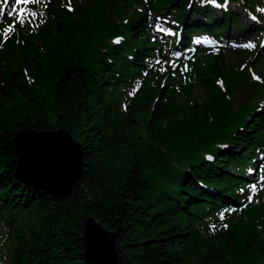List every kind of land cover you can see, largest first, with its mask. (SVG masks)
<instances>
[{
    "label": "trees",
    "instance_id": "obj_1",
    "mask_svg": "<svg viewBox=\"0 0 264 264\" xmlns=\"http://www.w3.org/2000/svg\"><path fill=\"white\" fill-rule=\"evenodd\" d=\"M243 2L264 20L262 0ZM200 6L75 0L69 11L52 1L34 33L8 39L0 50L4 264H83L90 215L114 231L118 264H264V103L255 101L264 96V64L258 53L239 51L248 56L244 67L258 66L262 75L241 80L233 69L242 60L203 50L204 57L190 58L200 48L193 32L225 27L229 37L233 21L235 30L244 26L231 7L196 19ZM157 21L182 26L174 48L175 36L151 31ZM176 51L190 53L193 66L184 82L175 80L180 88L172 75L165 79L179 68ZM230 76L248 91L238 108ZM138 79L141 88L130 95ZM27 128H62L79 142L82 176L68 194L16 177L14 137Z\"/></svg>",
    "mask_w": 264,
    "mask_h": 264
},
{
    "label": "water",
    "instance_id": "obj_2",
    "mask_svg": "<svg viewBox=\"0 0 264 264\" xmlns=\"http://www.w3.org/2000/svg\"><path fill=\"white\" fill-rule=\"evenodd\" d=\"M26 132H28L27 134L30 140L36 143V146L41 149L46 157H54L57 155L58 159L65 158V160H59L64 161L66 170L61 180L58 179V177H56L57 180L56 178L52 180V182H54L52 184L56 185H47L42 181L34 182L35 180L24 179L22 175L18 173V168L16 177L21 181H24L25 183L27 182L28 184H33L38 188H44L58 194H68L70 192L71 186L75 182L79 181L82 176V152L79 142L74 140L70 133L62 128H56L55 130L48 132H39L27 128L26 130L18 132L15 135L14 142L16 145V149V137L21 133ZM33 136L35 137L33 138ZM28 137L26 141L29 140ZM24 142L25 139L23 143ZM23 143L21 142V144H19L18 142L21 151L24 150ZM44 144H47L48 146H42ZM19 163L20 154L17 167H19ZM24 163L25 162H23L22 170L27 171L28 168L24 169ZM82 240L84 243V249L82 253L83 264H118V252L115 244V233L113 230H110L102 222H100L96 217L91 215L87 216L84 223Z\"/></svg>",
    "mask_w": 264,
    "mask_h": 264
},
{
    "label": "rangeland",
    "instance_id": "obj_3",
    "mask_svg": "<svg viewBox=\"0 0 264 264\" xmlns=\"http://www.w3.org/2000/svg\"><path fill=\"white\" fill-rule=\"evenodd\" d=\"M33 1H36V0H33ZM56 2H58V4L59 5H61V0H55ZM237 1V4L234 2V4L236 5V6H238V5H241L242 7H245L242 3H241V0H236ZM264 2V1H263ZM106 4V3H105ZM138 6V8H140V9H142L143 7H142V5L141 4H139V5H137ZM20 9H24V7H13V8H11L10 9V12L11 13H19V14H24V15H26V10L24 9V11L21 13L20 12ZM238 11H241V9H238ZM9 12V13H10ZM34 15L35 16H40L41 15V12L40 13H38V12H34ZM198 17H200V16H198ZM241 18L243 19V22H244V24H249V21L248 20H246V19H244V17L243 16H241ZM15 22V18L13 19V20H11V21H7V23L8 24H12V23H14ZM16 24V23H15ZM162 24H160V26H161ZM164 26V25H163ZM2 29L4 28V26H0ZM233 30L235 29V26H233V28H232ZM250 39V38H249ZM257 39V36L255 35L252 39H250V40H247V41H240V42H238L236 45H235V47L236 48H239V49H242V50H245V51H250V50H252L253 49V47H250V48H245V47H243V42H245V43H247V44H254V42L253 41H255ZM246 53H248V52H246ZM195 58H202V57H204V53H203V51L202 50H198L197 51V54H194L193 55ZM225 57H226V59L227 60H229V61H231L233 58H235V60H242L240 63H239V65L241 66L247 59H248V56L246 55V56H242V59H241V56H238L237 54H233V50H227L226 52H225ZM232 63V62H231ZM259 63L260 64H264V60L263 59H261V60H259ZM237 64V63H236ZM235 65V64H234ZM234 74L236 75V74H239V78L241 79V80H246L247 78H249V75L253 72V71H255V74L257 73L258 75L260 74V68L257 66H252V65H248V66H246V67H244V66H242V67H234ZM228 73V72H227ZM179 75L180 74H178V73H175V78L177 79V78H179ZM229 80H230V82H231V85H232V91H231V93H230V96H232V98H233V100H234V106H235V108H237V107H239V106H241V105H243L244 103H245V96H246V94L248 93V91L247 90H241V89H245V88H241V89H239V88H235V86L233 85V83H232V81H231V76L229 77ZM44 86V85H43ZM178 87H179V85H177ZM226 86H227V84H226ZM240 90V91H239ZM198 93H199V91H198V89L195 91V93H194V95H198ZM229 94V93H228ZM229 97V96H228ZM29 132V131H28ZM28 132H26V133H21L20 135H18L17 137H16V140L19 142V144H21V142L23 143V141H24V139H25V141H26V139H27V137H28ZM33 135V134H32ZM35 136H33V138H34ZM32 138V139H33ZM73 138V137H72ZM28 139L30 140V138L28 137ZM24 144V143H23ZM223 160L225 159V158H222ZM21 174H22V177L24 178V179H27V180H38V179H36V178H34V177H30L29 176V173L27 172V171H23L22 170V172H21ZM259 200H264V187H263V194L261 195V196H259Z\"/></svg>",
    "mask_w": 264,
    "mask_h": 264
},
{
    "label": "bare ground",
    "instance_id": "obj_4",
    "mask_svg": "<svg viewBox=\"0 0 264 264\" xmlns=\"http://www.w3.org/2000/svg\"><path fill=\"white\" fill-rule=\"evenodd\" d=\"M16 144H17L18 152L20 154V163L18 167L19 174H21L23 162H25L24 169L28 168L27 172L29 173V176L38 179V180L34 179L35 180L34 182L42 181L47 185H56V184H52L54 183L52 182V180H54V178L56 177H58V179L61 180L66 170V167L64 161H60V160L62 159L65 160V158L62 159L59 158L60 159L59 160L57 158V155L54 157L53 156L46 157L45 154H43V152L41 151V149L38 146H36V143L32 140H27L24 142L23 151L20 150L18 141H16ZM45 145L48 146L47 144H44L42 146Z\"/></svg>",
    "mask_w": 264,
    "mask_h": 264
},
{
    "label": "snow or ice",
    "instance_id": "obj_5",
    "mask_svg": "<svg viewBox=\"0 0 264 264\" xmlns=\"http://www.w3.org/2000/svg\"><path fill=\"white\" fill-rule=\"evenodd\" d=\"M5 2H8V0H5ZM30 2V0H15V3H17V4H20V3H23V4H28ZM209 2L210 3H215V0H209ZM225 2H227V0H225ZM67 7H68V9H69V11H72L73 9H72V7H71V2H69V4L67 5ZM24 11V9H20V12L22 13ZM34 15V14H33ZM11 29H6L5 30V33L7 34V32L8 31H10ZM243 47H245V48H250V47H253V45L252 44H244L243 45ZM157 63H159V61H157ZM185 71H187L188 69H187V66H185V69H184ZM254 78H257L258 79V77H254ZM219 83V82H218ZM133 92H135V89H133ZM130 95H132L133 93H129ZM252 187V189L253 190H255V185H252L251 186ZM243 191V190H242ZM248 200H249V202H251L252 201V196H248ZM221 215V218H223V215H224V213H221L220 214ZM212 227H215L214 225L212 226Z\"/></svg>",
    "mask_w": 264,
    "mask_h": 264
}]
</instances>
